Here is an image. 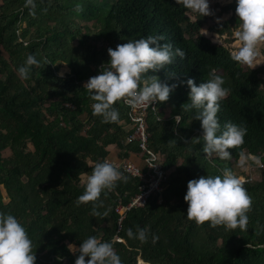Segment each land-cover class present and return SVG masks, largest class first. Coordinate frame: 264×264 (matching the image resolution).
I'll return each instance as SVG.
<instances>
[{
	"label": "trees",
	"instance_id": "trees-1",
	"mask_svg": "<svg viewBox=\"0 0 264 264\" xmlns=\"http://www.w3.org/2000/svg\"><path fill=\"white\" fill-rule=\"evenodd\" d=\"M34 3L33 8L26 0H0V211L25 227L35 264H74L79 253L68 245L78 248L89 236L111 242L122 264H264V166L260 181L243 182L252 199L244 229L197 224L186 216L184 200L189 180L221 175L224 168L236 174L241 151L264 163V63L255 67L232 58L239 48L233 45L241 46L235 36L240 23L236 0H209L211 14L206 16L176 0ZM79 20L94 22L93 28L80 26ZM158 34L165 38L161 43L185 52L165 68L142 74L177 85L167 101H158V115L146 116L149 147L167 180L160 195L128 211L119 224L115 209L139 193L137 178L116 181L97 201L78 205L76 200L95 163L109 156L110 145L125 158L140 148L125 144L133 130L124 101L114 104L118 121L104 122L93 114L94 101L83 85L109 60V47ZM29 54L40 63L22 79L17 69ZM64 65L70 71L60 76ZM213 69L228 89L219 101L220 130L227 122L247 129L243 144L229 149L230 159L203 152L197 110L189 106L187 79L199 84ZM94 204L102 215L93 216ZM138 227L148 230L143 242L127 235Z\"/></svg>",
	"mask_w": 264,
	"mask_h": 264
},
{
	"label": "clouds",
	"instance_id": "clouds-1",
	"mask_svg": "<svg viewBox=\"0 0 264 264\" xmlns=\"http://www.w3.org/2000/svg\"><path fill=\"white\" fill-rule=\"evenodd\" d=\"M26 3L35 7L34 0H26ZM176 3H182L185 8L202 16L211 14L209 0H176ZM76 8L79 10L80 5L77 4ZM235 12L240 21L235 36L241 46L232 53V58L239 63L252 65L258 55L257 45L264 41V0H236ZM164 39L162 34L142 36L107 49L109 60L100 66L97 75L89 77L83 85L94 101V115H100L104 122H116L119 119V111L114 107L117 101L123 100L135 108L169 99L176 84L162 82L154 74L142 79V74L149 70L157 72L171 64L175 57L185 56L179 47L173 50L171 43H161ZM39 63L33 54H29L18 67V74L26 79L31 66H38ZM186 84L190 89L189 106L197 110L195 119L200 121L203 152L209 156L215 154L220 159H230L232 153L229 149L243 144L247 129L227 122L220 130L217 117L219 101L228 92L223 86V77L213 69L209 79L197 84L193 78H189ZM180 118V115L174 117L177 123ZM249 159L258 166H264L261 157H250L243 151L239 165L246 167ZM127 179L109 160L97 162L87 176L84 191L77 197L76 203L97 201L102 190L112 187L118 180ZM184 200L188 204L186 216L197 224L209 222L211 226L224 225L233 229L246 227V212L252 203L241 178L229 168H224L221 175L208 174L189 180ZM92 214L102 215L95 204ZM147 231L146 227H138L134 233L129 228L127 235L143 242L147 239ZM152 239L155 242L158 237L153 235ZM68 248L79 253L74 264H122L111 242H101L96 236L82 240L78 248L73 244H69ZM35 261L36 254L25 227L13 214L0 211V264H35Z\"/></svg>",
	"mask_w": 264,
	"mask_h": 264
},
{
	"label": "built area",
	"instance_id": "built-area-1",
	"mask_svg": "<svg viewBox=\"0 0 264 264\" xmlns=\"http://www.w3.org/2000/svg\"><path fill=\"white\" fill-rule=\"evenodd\" d=\"M129 109V119L133 132L126 138L127 144L138 143L144 167L130 161L115 162L117 168L125 175L138 178L140 181L139 193L126 205H119L115 211L119 215V224L126 217L128 211L133 208H144L149 198L160 195L167 180V172L163 168L159 156L149 147V133L146 124V116L150 112L158 115V101L142 107H132L125 103ZM181 119V118H180ZM160 120V119H159ZM262 169L263 166H260ZM242 182L252 181V178L240 177Z\"/></svg>",
	"mask_w": 264,
	"mask_h": 264
},
{
	"label": "rangeland",
	"instance_id": "rangeland-1",
	"mask_svg": "<svg viewBox=\"0 0 264 264\" xmlns=\"http://www.w3.org/2000/svg\"><path fill=\"white\" fill-rule=\"evenodd\" d=\"M233 0H221L219 2L226 4V3H230ZM227 16V15H226ZM225 16V18H226ZM79 24L80 26H84L87 25L89 28H93V24L94 22H90V23H85L84 21L79 20ZM204 34H207L208 36H210V33L208 32H204ZM211 37V36H210ZM213 41L215 42H222L221 40H219L217 37H211ZM237 46L240 47V43H236L233 46ZM257 50H258V55L256 57V59L254 60L252 66L258 67L260 65L263 64L264 62V41L260 42L257 45ZM69 69L67 68V66H63L60 69V76H65L66 74L69 73ZM148 76H142V79H147ZM10 153L5 152V156H8ZM250 157H254V156H250ZM251 160V159H250ZM252 161V160H251ZM251 161H248V164L246 167H241L239 164L236 166V174L239 175V177H244V178H252V183H256L258 181H260V177H261V168L260 166L256 165L253 161L251 163Z\"/></svg>",
	"mask_w": 264,
	"mask_h": 264
},
{
	"label": "crops",
	"instance_id": "crops-1",
	"mask_svg": "<svg viewBox=\"0 0 264 264\" xmlns=\"http://www.w3.org/2000/svg\"><path fill=\"white\" fill-rule=\"evenodd\" d=\"M219 1H221V0H219ZM124 105H125V102H124ZM125 107L127 108L128 119H129V109H128V107L126 105H125ZM151 113H153V112H151ZM158 119H160V118H158ZM129 123H130L129 124V128L132 129L130 119H129ZM125 144H127L126 141H125ZM108 150H109V156L106 159L109 160V161H112L113 163H115V162H122V161H130V162H133V163H135V164H137V165H139L141 167H144L143 157L141 156V153L140 152H138V153L137 152L136 153L135 152H131L130 155H129V157L128 158H125V157H123L124 152L121 151L120 148H118L116 145H110L108 147ZM8 153H10V152H8ZM85 180H87V177H85Z\"/></svg>",
	"mask_w": 264,
	"mask_h": 264
},
{
	"label": "water",
	"instance_id": "water-1",
	"mask_svg": "<svg viewBox=\"0 0 264 264\" xmlns=\"http://www.w3.org/2000/svg\"><path fill=\"white\" fill-rule=\"evenodd\" d=\"M141 259V258H140ZM142 260V259H141ZM143 261V260H142ZM144 262V261H143ZM145 264H147V263H145Z\"/></svg>",
	"mask_w": 264,
	"mask_h": 264
}]
</instances>
